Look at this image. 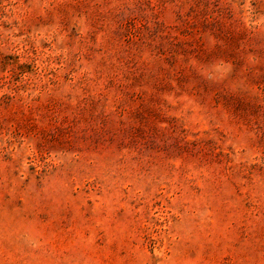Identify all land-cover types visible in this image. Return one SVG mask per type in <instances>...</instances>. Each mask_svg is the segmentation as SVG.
<instances>
[{
    "label": "rangeland",
    "instance_id": "1",
    "mask_svg": "<svg viewBox=\"0 0 264 264\" xmlns=\"http://www.w3.org/2000/svg\"><path fill=\"white\" fill-rule=\"evenodd\" d=\"M0 264H264V0H0Z\"/></svg>",
    "mask_w": 264,
    "mask_h": 264
}]
</instances>
